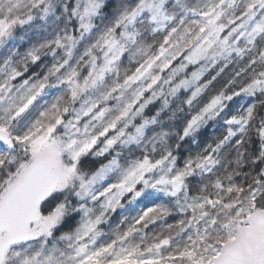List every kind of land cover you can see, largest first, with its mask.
Masks as SVG:
<instances>
[{"label":"snow or ice","instance_id":"6c2138e0","mask_svg":"<svg viewBox=\"0 0 264 264\" xmlns=\"http://www.w3.org/2000/svg\"><path fill=\"white\" fill-rule=\"evenodd\" d=\"M0 264H264V0H0Z\"/></svg>","mask_w":264,"mask_h":264}]
</instances>
